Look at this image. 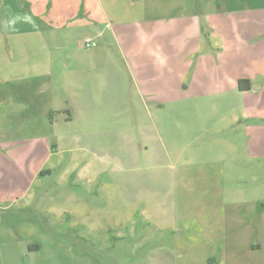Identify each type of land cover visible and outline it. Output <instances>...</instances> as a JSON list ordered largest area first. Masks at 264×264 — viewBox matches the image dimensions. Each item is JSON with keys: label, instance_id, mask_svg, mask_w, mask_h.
Returning <instances> with one entry per match:
<instances>
[{"label": "rangeland", "instance_id": "374dc122", "mask_svg": "<svg viewBox=\"0 0 264 264\" xmlns=\"http://www.w3.org/2000/svg\"><path fill=\"white\" fill-rule=\"evenodd\" d=\"M102 1L116 24H138L123 44L100 36L91 47L113 56L114 76L94 78L97 108L74 110L69 123L53 122L54 112L41 122L50 87L36 106L20 90L13 98L24 106L0 102V226H18L21 241L42 248L23 264H264V153L256 154L264 145H251L247 123L231 119L234 95L143 99L127 59L140 48L145 2ZM159 1L163 11L185 3L190 12L244 3ZM89 29L69 35L78 49L66 56L86 52L79 42ZM188 47L181 43L180 56ZM85 113L92 124L81 121ZM6 247L0 255L10 264Z\"/></svg>", "mask_w": 264, "mask_h": 264}, {"label": "crops", "instance_id": "0c3cea01", "mask_svg": "<svg viewBox=\"0 0 264 264\" xmlns=\"http://www.w3.org/2000/svg\"><path fill=\"white\" fill-rule=\"evenodd\" d=\"M143 1L138 20L140 48L127 59L143 99L194 104L201 96L231 93L235 99L230 101L231 119L247 123L251 145H264V0L192 12L185 10V3L163 11L159 0ZM108 11L102 0H0V94L6 90L8 98L0 102L19 103L13 91L20 90V95L27 92L29 104L36 106L35 96L45 95L50 87L41 122L54 112L53 122L59 123L61 118L62 123H69L76 118L74 110L80 109L82 114L84 109L97 108L94 78L100 71L108 78L114 76L109 63L113 56L91 47H85L82 56L66 55L78 49L69 36L75 28H94L81 35L82 41L89 38L96 43L92 47L98 46L100 36L105 40L113 35L123 44L137 32L131 29L138 24L135 20L116 24L109 16L111 9ZM181 43L189 44L188 56H180ZM165 46H171L172 51L163 54ZM240 79H248L249 89H239ZM70 89L76 94V103L68 107ZM88 114L81 121L92 124ZM262 153L264 148L256 151ZM4 220L0 214V223ZM18 228L12 225L4 231L0 226V251L7 246L4 252L13 255L6 257L10 264H23L24 257H35L42 249L41 242L34 239L21 241ZM4 233L7 240H3ZM259 248L258 244L254 249ZM3 259L0 255V264H9Z\"/></svg>", "mask_w": 264, "mask_h": 264}, {"label": "trees", "instance_id": "16d2710c", "mask_svg": "<svg viewBox=\"0 0 264 264\" xmlns=\"http://www.w3.org/2000/svg\"><path fill=\"white\" fill-rule=\"evenodd\" d=\"M238 87L241 90L249 89V81H248V79H240L239 82H238Z\"/></svg>", "mask_w": 264, "mask_h": 264}, {"label": "built area", "instance_id": "2783aa9c", "mask_svg": "<svg viewBox=\"0 0 264 264\" xmlns=\"http://www.w3.org/2000/svg\"><path fill=\"white\" fill-rule=\"evenodd\" d=\"M82 44H83V46L86 47V48H88V47H92V46H95V45H96V43H95L93 40L89 39V38H85V39L82 41Z\"/></svg>", "mask_w": 264, "mask_h": 264}]
</instances>
